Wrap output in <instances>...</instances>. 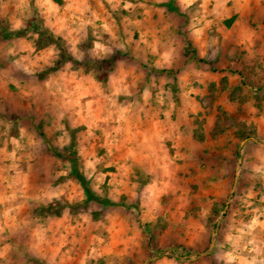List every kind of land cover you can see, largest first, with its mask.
Returning a JSON list of instances; mask_svg holds the SVG:
<instances>
[{
    "label": "rangeland",
    "instance_id": "rangeland-1",
    "mask_svg": "<svg viewBox=\"0 0 264 264\" xmlns=\"http://www.w3.org/2000/svg\"><path fill=\"white\" fill-rule=\"evenodd\" d=\"M169 1L0 0V264H264V0Z\"/></svg>",
    "mask_w": 264,
    "mask_h": 264
},
{
    "label": "trees",
    "instance_id": "trees-1",
    "mask_svg": "<svg viewBox=\"0 0 264 264\" xmlns=\"http://www.w3.org/2000/svg\"><path fill=\"white\" fill-rule=\"evenodd\" d=\"M166 7L171 10V11H177V8L174 6V0H170L168 3L165 4ZM17 32L11 34H5L7 35H16ZM76 177L78 179V181L81 183L82 189L84 191V195H85V202H89V201H96L99 202L102 205H114L111 201L107 200V199H102V198H98L95 195H93L91 189L89 188L85 178L80 175V174H76Z\"/></svg>",
    "mask_w": 264,
    "mask_h": 264
},
{
    "label": "crops",
    "instance_id": "crops-1",
    "mask_svg": "<svg viewBox=\"0 0 264 264\" xmlns=\"http://www.w3.org/2000/svg\"><path fill=\"white\" fill-rule=\"evenodd\" d=\"M86 91H87V90H85V92H84V93H85V95L88 93V92H86ZM143 148H144V145H143Z\"/></svg>",
    "mask_w": 264,
    "mask_h": 264
}]
</instances>
